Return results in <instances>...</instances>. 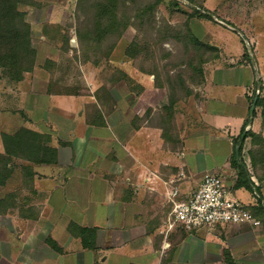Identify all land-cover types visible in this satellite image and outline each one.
I'll return each mask as SVG.
<instances>
[{"label": "crops", "instance_id": "crops-1", "mask_svg": "<svg viewBox=\"0 0 264 264\" xmlns=\"http://www.w3.org/2000/svg\"><path fill=\"white\" fill-rule=\"evenodd\" d=\"M31 1L35 5L22 11L35 46L57 52L67 34L71 52L75 0ZM230 31L241 40L236 54L210 44L205 28L197 33L215 49V57L203 64L200 82L188 97L173 107L169 123L174 150L163 137L166 89L153 76L135 75L123 64L138 91H110L112 108H105L95 89L88 94L41 91L38 84L48 74L37 67L25 75V92L17 90L23 124L7 134L23 127L49 135L57 160L32 165L33 176L21 190L8 181L16 173L22 183L26 162L6 158L2 145L0 200L12 199L0 208V264H264V224L165 230L170 207L163 182L179 170L186 174L183 193L212 173L225 181L226 189H237L236 200L256 206L257 196L249 191L244 196L237 187L232 165L241 132L236 161L242 160L247 180L264 201V162L257 155L264 125L259 108L250 112L256 81L264 96V67L249 62L244 36ZM72 226L96 230L92 248L83 247Z\"/></svg>", "mask_w": 264, "mask_h": 264}, {"label": "rangeland", "instance_id": "rangeland-1", "mask_svg": "<svg viewBox=\"0 0 264 264\" xmlns=\"http://www.w3.org/2000/svg\"><path fill=\"white\" fill-rule=\"evenodd\" d=\"M76 1L73 25H70L74 32L71 37L73 41L75 39L71 52L65 50L66 37L70 38L67 34L62 36L57 52L35 46V39L32 34L30 36L34 49L31 72L38 67L48 74V79L38 84V90L43 91L46 87V91L58 94H88L95 89L96 99L105 108L109 105L112 108L110 91H138L137 85L123 72L125 64L132 73L153 76L155 82L166 89L167 97L171 93V97L183 101L191 93L190 88L200 82V76L190 65L197 66V62L203 61L206 53L211 52L194 46L189 40L190 35L199 40L197 33L201 34L204 28L212 37L210 44L220 45L223 53L231 54H236L241 40L230 28L239 30L244 36L242 41L249 62L254 61L258 69L264 67V0H174L176 4L162 0L152 9L153 0H118L117 15L125 27L121 26L95 43L87 36V31L93 25L95 3L103 0H84L78 7ZM22 7L19 6L21 11ZM195 11L206 13L210 18H199ZM254 73H257L256 69ZM27 82V79L11 82L0 67V134L12 133L22 126L23 118L18 112L22 108L19 104L22 99L18 91L25 92ZM4 160L0 154V165L5 163ZM16 178L14 173L8 182L12 187L24 190L25 183L17 182ZM237 179L239 183L246 180L244 177ZM227 189L228 196L235 200L237 189ZM242 189L247 191L241 192L244 196L250 192ZM7 198L11 203L12 197ZM257 220L262 226V219Z\"/></svg>", "mask_w": 264, "mask_h": 264}, {"label": "trees", "instance_id": "trees-1", "mask_svg": "<svg viewBox=\"0 0 264 264\" xmlns=\"http://www.w3.org/2000/svg\"><path fill=\"white\" fill-rule=\"evenodd\" d=\"M161 1L162 0H153L150 8L152 9L153 7L157 6ZM170 1H172L173 4H176L174 0ZM83 2L84 0H77V7ZM20 5L34 6L35 3L31 0H0V67L2 70H5L9 80L15 83L20 82L23 79L24 74L26 75V73L32 71L31 68L34 62V49L31 45L30 38L31 29L30 25L24 19L25 13L19 9ZM118 5V0H103L95 3L93 25L91 29L87 31V36L91 41L94 43L100 42L104 40L110 32L115 31L121 26H123V28L125 27V23H123L122 18L118 17L117 15ZM194 14L199 18H210V15L206 13L201 14L195 11ZM69 39V37H66L65 40L67 42V45H65L66 51L69 50ZM189 40L194 46L206 51H211L210 53H206L207 57L202 59L203 61L197 62V66L193 67L192 64L190 65L191 70L197 73V76H200L199 78H201L203 64L215 57V49L212 46L201 42L192 35L189 36ZM245 55L249 59V55L246 53V51ZM257 83L260 84V87L259 93L257 94L255 107L259 108L260 117L264 125V96L261 95L263 87L260 81H256L253 90L255 89ZM254 92L252 98L255 96ZM178 101L177 99L171 97V93L170 96L168 95V102L164 110V118L162 119V123L165 122L163 126V137L169 144L168 147L171 150H174L170 144V141L172 140L171 134H173V129L170 128L169 120L171 119V115L173 113V107ZM242 135L243 132H241L240 136L235 139L234 142L236 146H239V157L241 152L240 145L242 143ZM247 135L248 133H245V136ZM0 136L5 157L9 159H19L26 162V164L21 167L23 183H25V186L33 176L32 165H50L54 164L57 160V150L50 146L51 138L47 134H40L21 127L13 134L1 133ZM257 144L259 146L257 150L258 159L261 158L264 162V139L260 136H257ZM232 165L236 168L238 177H244V179H246L243 183H238L237 187L239 188L242 186L257 196L256 206L249 207V210L257 219H262V223L264 224V201L260 196L257 187L251 181L247 180L245 165L242 163L241 159L240 161H236L235 154L232 158ZM176 173L177 172H175V174ZM8 200V198L4 199L3 201L0 200V208H2V205L8 202ZM95 231L96 230L94 229L77 226H72L71 228V232L74 234V236L80 239L84 248L93 247ZM49 243L53 249L58 250L52 241H49Z\"/></svg>", "mask_w": 264, "mask_h": 264}, {"label": "built area", "instance_id": "built-area-1", "mask_svg": "<svg viewBox=\"0 0 264 264\" xmlns=\"http://www.w3.org/2000/svg\"><path fill=\"white\" fill-rule=\"evenodd\" d=\"M259 83L255 87V96L259 93ZM186 179L184 170H179L166 179V201L169 212L165 222L166 232L174 227L185 230L210 228L224 225H248L258 227L257 218L249 206L228 196L223 180L212 173H205L197 187L190 193L182 192L180 186Z\"/></svg>", "mask_w": 264, "mask_h": 264}, {"label": "water", "instance_id": "water-1", "mask_svg": "<svg viewBox=\"0 0 264 264\" xmlns=\"http://www.w3.org/2000/svg\"><path fill=\"white\" fill-rule=\"evenodd\" d=\"M256 99H257V96H255L254 99H253V103H252V106H251V108H250V112H251V113H252L253 110H254ZM235 154H236V156H238V149H237V148L235 149Z\"/></svg>", "mask_w": 264, "mask_h": 264}]
</instances>
